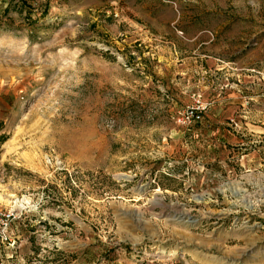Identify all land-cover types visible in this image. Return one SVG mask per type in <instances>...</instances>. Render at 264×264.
<instances>
[{
  "label": "rangeland",
  "instance_id": "374dc122",
  "mask_svg": "<svg viewBox=\"0 0 264 264\" xmlns=\"http://www.w3.org/2000/svg\"><path fill=\"white\" fill-rule=\"evenodd\" d=\"M195 51L225 100L185 126ZM10 207L0 264H264V0H0Z\"/></svg>",
  "mask_w": 264,
  "mask_h": 264
},
{
  "label": "crops",
  "instance_id": "0c3cea01",
  "mask_svg": "<svg viewBox=\"0 0 264 264\" xmlns=\"http://www.w3.org/2000/svg\"><path fill=\"white\" fill-rule=\"evenodd\" d=\"M98 3H101V0H49V5H51V10L53 12H75L79 14L89 10L90 7H94ZM192 41H195V37L192 39ZM199 46L200 45L197 46V49ZM174 56H177L176 52L171 54V62L172 57ZM212 57V54H205L204 52L195 51L186 58H176L177 62H175V66L178 64L177 66L184 67L183 69H178L180 74L192 77V80L198 89L197 94L202 95L203 101L209 103V109L211 107L216 109L219 104L225 100V98L221 97L223 92H219L220 84L215 82L216 76L219 74L218 69H220V67L215 64L213 61L214 58ZM227 92L229 91H226V93ZM215 129L216 127L213 128V131H208L209 133H206L204 137L209 140L213 138L216 141L222 139V132ZM198 135L188 134L189 137L191 136V139L193 137H197ZM190 138H186V140H190Z\"/></svg>",
  "mask_w": 264,
  "mask_h": 264
},
{
  "label": "built area",
  "instance_id": "2783aa9c",
  "mask_svg": "<svg viewBox=\"0 0 264 264\" xmlns=\"http://www.w3.org/2000/svg\"><path fill=\"white\" fill-rule=\"evenodd\" d=\"M209 109V103L202 100L201 95H193L192 103L178 112L179 122L189 126L203 120L204 114ZM21 211H19L20 215ZM17 209L10 207L5 211H0V240H7V230L13 220L17 219Z\"/></svg>",
  "mask_w": 264,
  "mask_h": 264
},
{
  "label": "bare ground",
  "instance_id": "6f19581e",
  "mask_svg": "<svg viewBox=\"0 0 264 264\" xmlns=\"http://www.w3.org/2000/svg\"><path fill=\"white\" fill-rule=\"evenodd\" d=\"M182 216V215H181ZM186 219V220H185ZM182 222H184L185 224H191V225H194L196 224V220H192V218L190 216H187V217H184V218H181Z\"/></svg>",
  "mask_w": 264,
  "mask_h": 264
}]
</instances>
